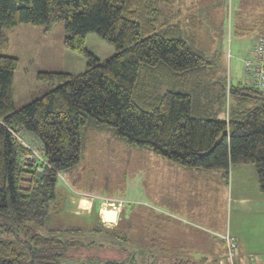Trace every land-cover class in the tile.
Segmentation results:
<instances>
[{
  "label": "trees",
  "instance_id": "16d2710c",
  "mask_svg": "<svg viewBox=\"0 0 264 264\" xmlns=\"http://www.w3.org/2000/svg\"><path fill=\"white\" fill-rule=\"evenodd\" d=\"M161 1L0 0V264H161L164 256L155 251L163 250L153 249L151 235L133 250L121 246L115 254L95 255V248L109 249L103 244L108 238L127 244L124 234L98 224L88 232L66 224L47 235L34 231L60 210L58 174L83 158L86 127L108 130L180 166L220 170L223 184L230 165L251 164L264 193V93L227 84L217 55L198 49L195 31L177 22L158 28ZM60 21L65 46L87 56L86 68L79 74L39 71L40 80L56 85L15 109L18 58L4 53L2 29L27 23L49 30ZM89 32L115 53L101 61L88 52ZM91 233L99 238H87Z\"/></svg>",
  "mask_w": 264,
  "mask_h": 264
},
{
  "label": "rangeland",
  "instance_id": "374dc122",
  "mask_svg": "<svg viewBox=\"0 0 264 264\" xmlns=\"http://www.w3.org/2000/svg\"><path fill=\"white\" fill-rule=\"evenodd\" d=\"M159 8L161 15L158 28L162 24L177 22L183 30L195 31L198 49L208 57L217 55L215 60L218 70L225 75L226 83L243 85L246 80L243 60L248 56L255 39L264 35V0H166L160 2ZM2 31L8 38L4 53L18 58L13 80L15 109L56 85L40 80L37 77L39 71L79 74L86 68L87 56L70 50L64 44L63 21L55 23L49 30L43 25L23 23ZM85 48L101 61L115 53V48L94 32L87 33ZM225 116L226 112L222 110L217 114V118ZM98 151L100 154L106 153L105 156L97 157ZM149 159L154 161L144 164ZM166 163L174 168L163 171ZM181 169L187 167L171 163L146 148L130 145L114 137L108 130L86 127L83 159L71 170H63L58 174L56 196L65 194L66 190H90L122 203L118 220L116 208L107 202L103 203L100 216L107 225L116 220L115 231L118 235L124 234L127 244L120 245L108 238L103 240V244L109 249L95 248V255L115 254L117 247L121 246L133 250L147 242L149 233L164 238V232L170 230L174 235L171 240L173 243L170 244L175 248L155 251L157 255L164 256L159 259L161 264H217L221 251L217 234L224 232L228 221L225 188L222 185L218 192V185L215 191L212 185L210 192L205 195L201 191V179L194 177L186 182L188 188L189 183L194 188V194L182 202L179 200V196H183ZM165 173L174 175L169 178L174 181L167 180ZM171 191L175 192L176 198L169 194ZM155 195L158 198L153 203L174 211L176 219L143 205H149V198ZM79 210H88L85 198L79 200ZM230 214L232 226L236 225L234 211ZM162 219H166L167 224L157 227ZM91 222L51 214L47 224L34 231L47 235L53 226L68 223L79 225L88 232ZM102 222L99 223L102 225ZM187 236L192 240L191 245L184 243L183 238ZM87 238L96 240L99 236L91 233ZM256 242L264 243V232ZM161 246L166 245L163 243ZM110 248H114V251ZM91 264L101 263L94 259Z\"/></svg>",
  "mask_w": 264,
  "mask_h": 264
},
{
  "label": "crops",
  "instance_id": "0c3cea01",
  "mask_svg": "<svg viewBox=\"0 0 264 264\" xmlns=\"http://www.w3.org/2000/svg\"><path fill=\"white\" fill-rule=\"evenodd\" d=\"M27 138L32 144H37L38 141L36 138L27 133ZM106 153L100 154L97 152V157H104ZM83 159V158H82ZM153 159H149L144 161V164H147ZM80 163V162H79ZM169 168H174L173 165L166 163V166L162 168L163 171L167 172ZM140 175V173H139ZM171 174L165 173V178L169 179ZM174 177V175H171ZM144 177H150L145 176ZM181 177L180 181L183 183V196H179V200L184 202L189 199L190 196L194 194V188L190 185V188L186 186V182H189L194 177H198L202 181L201 191L205 195L210 192L212 189V185L214 186V191L216 190V186L218 185V192H220L221 186L223 185L226 191V212L228 221L225 223V231H228L237 241L238 252L240 255H247V254H255L259 257L260 255H264V243L259 244L258 241L259 237H261L262 233L264 232V193L258 189L257 185V178L256 173L253 165L251 164H236L230 165L229 172H228V179L227 183H222V172L220 170H200L194 168H187L181 169ZM178 178V177H177ZM179 179V178H178ZM171 196L176 198L175 192L171 191ZM85 198L87 200V211H80L79 210V200ZM158 198L157 195L154 198H149V208L159 211L162 214H169L171 218L175 217V212L172 210L163 209L160 206H157L153 203ZM59 202L60 210L56 212V214H61L66 216L68 219L72 218L75 220L84 219L88 221H92L89 228L95 225H101L102 222L100 211L101 207L103 206L104 202L112 204L117 210V217L116 220L119 219L120 213L122 212V206L116 205L114 199L109 197H102L92 192L90 190H66L65 194L60 195L57 197L55 202ZM152 201V202H151ZM143 202H147L143 200ZM234 211V221H236V225L232 226L231 221V214L230 212ZM176 219V218H174ZM116 220L113 224L107 225L102 222L101 226H106V228H112L116 224ZM192 221V220H187ZM162 224H167L166 219H162L159 223H157V227ZM66 225H75V224H66ZM79 226V225H76ZM164 232L166 237H162V235H154L153 233H149L151 238L155 240L156 245L153 247L155 250H165V249H172L175 248L171 242L173 243L172 238L173 231ZM223 232V231H222ZM220 232V233H222ZM159 236L160 238H155ZM184 243L191 245L192 240L190 238L184 237ZM221 242V251L218 258L223 255L224 248L223 243ZM165 244L166 246H161V244ZM170 244V245H169ZM182 244V243H180ZM260 254V255H259ZM261 257V258H262Z\"/></svg>",
  "mask_w": 264,
  "mask_h": 264
},
{
  "label": "built area",
  "instance_id": "2783aa9c",
  "mask_svg": "<svg viewBox=\"0 0 264 264\" xmlns=\"http://www.w3.org/2000/svg\"><path fill=\"white\" fill-rule=\"evenodd\" d=\"M243 75L246 77L245 86L264 93V36L255 39L252 49L243 60ZM17 138L28 146L20 137L17 136ZM28 147L32 152V156L44 162L39 150ZM115 202L116 205L122 206L121 202ZM217 236L222 241L224 248L223 255L218 259L217 264H264V259L255 254L240 255L236 239L227 231L218 233Z\"/></svg>",
  "mask_w": 264,
  "mask_h": 264
}]
</instances>
